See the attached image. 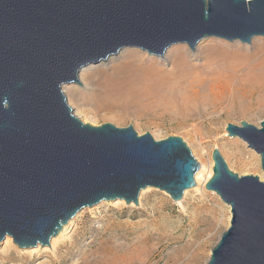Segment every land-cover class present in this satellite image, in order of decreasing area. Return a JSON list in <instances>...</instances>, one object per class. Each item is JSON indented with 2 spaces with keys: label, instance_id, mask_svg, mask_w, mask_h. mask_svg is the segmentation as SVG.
I'll return each mask as SVG.
<instances>
[{
  "label": "water",
  "instance_id": "obj_1",
  "mask_svg": "<svg viewBox=\"0 0 264 264\" xmlns=\"http://www.w3.org/2000/svg\"><path fill=\"white\" fill-rule=\"evenodd\" d=\"M264 37V0H0V244L49 246L82 208L139 205L142 189L174 201L200 165L179 136L83 122L63 86L127 47L163 57L210 37ZM261 158L263 178L233 172L212 152L206 183L230 206L229 227L205 264H264V120L227 123Z\"/></svg>",
  "mask_w": 264,
  "mask_h": 264
},
{
  "label": "rangeland",
  "instance_id": "obj_2",
  "mask_svg": "<svg viewBox=\"0 0 264 264\" xmlns=\"http://www.w3.org/2000/svg\"><path fill=\"white\" fill-rule=\"evenodd\" d=\"M119 52L92 64L80 83L65 84L68 103L91 125H132L139 135L148 131L157 140L181 137L200 165L196 185L185 190L180 203L149 186L139 205L103 200L84 207L64 225L66 233L54 246L27 251L3 240L0 264H205L231 220L230 206L206 188L213 150L218 148L240 176L263 174L260 155L226 131L229 122L260 126L264 120V74L262 81L249 71L262 60L264 65L263 36L251 44L210 37L194 51L179 43L163 57L135 47ZM179 53L186 74L178 77L173 66ZM233 54L243 59L236 71L233 62L240 59ZM146 74L165 84L136 79Z\"/></svg>",
  "mask_w": 264,
  "mask_h": 264
},
{
  "label": "bare ground",
  "instance_id": "obj_3",
  "mask_svg": "<svg viewBox=\"0 0 264 264\" xmlns=\"http://www.w3.org/2000/svg\"><path fill=\"white\" fill-rule=\"evenodd\" d=\"M122 51V53L123 52H125L126 51V48H124V49H122L121 50ZM120 51V52H121ZM119 52V53H120ZM185 53V52H184ZM229 54V53H228ZM233 55H235V57L236 58H241V56L239 55V54H233ZM231 56V55H230ZM123 58V57H122ZM109 59H114V56H110L109 58H108V60ZM234 64V66H232L235 70L234 71H236L237 70V67L238 66H242V63H243V59H240L239 61H235V62H233ZM263 63V60L261 61V62H259V63H257V64H255L254 65V67L251 69V70H249V71H251L252 73L251 74H254V76H253V78H258L259 80L261 79V75H263L264 74V65L262 64ZM91 66H92V64H90V65H87V66H85V67H83L81 70H80V72H79V76H83V74L84 73H86L90 68H91ZM261 68V70L260 71H257V70H259L260 68ZM259 68V69H258ZM173 70H174V74L175 73H177V72H180L179 73V75H178V77L180 76V74H186V63H185V59H183V57H182V55H181V53H179V54H177L176 55V57H175V66H173ZM249 75V74H248ZM249 76H251V75H249ZM248 76V77H249ZM147 79V80H150V81H152L155 85H156V87L157 86H162V85H164L165 84V81L161 78V77H157L155 80H151V79H153V78H150V76L149 75H145V76H137L136 75V79L137 80H140V79ZM133 79H135V78H133ZM230 79V78H229ZM248 79H250V78H248ZM264 79V78H263ZM263 79H261L262 81H263ZM258 80V81H259ZM196 81H198V80H196ZM260 84H261V82H260ZM64 87V86H63ZM155 88V87H154ZM192 88H194V86H192ZM261 89H262V87H261ZM264 89V88H263ZM194 90V89H193ZM85 121V120H84ZM204 169H205V166L203 165L202 166V168L200 169V171L197 173V175H196V178H197V180H198V182L200 183V180H201V178H202V172H204ZM212 176V169H211V171L209 172V175H208V178H207V181L210 179V177ZM259 177L262 179L263 178V174L261 173L260 175H259ZM150 189V187H147V188H145V189H142L141 190V192H140V195H139V198H140V203H141V200H142V196L144 195V193L146 192V191H148ZM186 194V193H185ZM113 203H115V204H119V203H124V200H121V199H118V200H115V201H112ZM181 201H178L177 203H180ZM66 228V227H65ZM66 232H65V229H63V231H61L56 237H53L52 239H51V244H52V246H54V244H56V240L59 238V237H62V236H64V234H65ZM5 242L6 243H11V242H13V240H12V238L10 237V236H7L6 238H5ZM39 246V245H38ZM38 246H37V248H38ZM25 250H27V251H34V250H36V248L35 247H33V248H29V249H25Z\"/></svg>",
  "mask_w": 264,
  "mask_h": 264
}]
</instances>
